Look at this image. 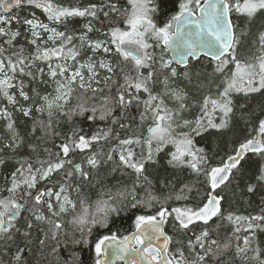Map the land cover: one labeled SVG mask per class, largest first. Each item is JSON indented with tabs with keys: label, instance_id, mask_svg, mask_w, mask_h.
<instances>
[{
	"label": "snow or ice",
	"instance_id": "1",
	"mask_svg": "<svg viewBox=\"0 0 264 264\" xmlns=\"http://www.w3.org/2000/svg\"><path fill=\"white\" fill-rule=\"evenodd\" d=\"M163 3L0 0V170L11 166L0 185V264H83L93 243L94 264H264V196L259 213L243 215L223 193L249 155L264 161V101L259 114L245 111L264 96V0H173L161 21ZM201 56L211 72L193 66ZM77 118L105 126L89 134ZM236 120L247 134L213 166L197 138ZM162 152L197 180L160 203L146 173ZM254 180L249 194L264 188V163ZM173 199L192 203L169 207ZM129 208L152 214L136 215L131 235L92 240Z\"/></svg>",
	"mask_w": 264,
	"mask_h": 264
},
{
	"label": "trees",
	"instance_id": "2",
	"mask_svg": "<svg viewBox=\"0 0 264 264\" xmlns=\"http://www.w3.org/2000/svg\"><path fill=\"white\" fill-rule=\"evenodd\" d=\"M71 2L76 3V0H71ZM82 2L87 3L88 0H82ZM122 2H124V0H122ZM157 3L160 4L161 0H157ZM25 12H23L22 15H26L27 12L26 13ZM172 14H173V0H164L163 7L158 10L156 15L159 16L161 21H163ZM238 23L243 25L244 20L241 19L238 21ZM258 23L259 20H257V24ZM157 52H159V49H157ZM192 64L196 69H201V70L207 69L208 72H211L212 65L210 61L206 59H199L198 61H192ZM180 70L182 71V69ZM188 91L193 98H198V93L194 84L188 86ZM262 101H264V96L254 95L252 99L249 101L245 111H247L248 109H255L257 114H259L258 106L261 104ZM240 102H242V98L237 97V103ZM197 112L198 110L193 108L190 111L185 112L184 116L188 119H193L197 115ZM132 115L137 116V111L135 108L132 109ZM16 119L21 130H23L25 128V125L22 123V121L25 118L17 114ZM77 120L79 121L80 125L84 128V130L89 134H91L93 131L97 130L98 128H102L105 126L104 123L100 121H97L95 124H93L92 122L86 119L77 118ZM137 122H138V116H137ZM133 127L135 129V125ZM58 130L67 134L70 132V125L67 122H64L62 123V125ZM135 130L139 131V129H135ZM247 130H248V126H246L242 121L236 120L233 128L229 131H226L223 135L217 134L215 132L211 134H206V138L204 140L197 138V143L199 146L205 147L210 156H212L213 153H215L213 159L211 160V164L215 166L220 163L221 158L226 159V154L230 151L233 142L242 139L247 134ZM0 134H3L2 121H0ZM101 143L103 144V142ZM48 146L52 147L51 144H49ZM80 159L81 157L77 156V162H79ZM166 160H167V156L165 155V153L163 152L160 153L159 156L157 157L158 162L156 164L148 165L147 166L148 171L146 173L153 182L152 185L150 186L151 190L153 191L154 195L160 197V203L164 202V197L166 195L170 193L179 192L180 188L183 187L184 184L196 183L197 180V178L193 174H191L187 169L179 170L169 167L166 163ZM261 163H264V161H261L258 157L249 155V157L242 162L244 177L240 178V174L237 173L236 177L232 180V183L228 187L223 188V193L226 197L225 206L227 207L230 203L231 210L233 212L243 215L259 213L261 206V197L264 196V188H257L254 194H249L246 191L245 183L246 181L255 182L254 177L257 174ZM111 167L112 165L109 164L107 166V169H110ZM10 168L11 166H9V168L0 170V185H3L4 183L3 177L10 170ZM104 171L105 169H101L102 174ZM119 179H121L119 171L115 174V176L109 177V181L111 182V184H116L117 180ZM124 179L130 183L128 177H124ZM199 179L203 181L204 177L201 176ZM237 183L239 184V187H237ZM165 184H167V187H163V185ZM43 186H44L43 184L40 185V187ZM146 187L149 186L146 185ZM197 187L203 190L202 184H198ZM85 190L89 191L92 200L97 199L95 189H91L90 187L86 186ZM113 191H115L114 188ZM233 192H235V195H233ZM138 194L140 197L145 196V192L143 190H138ZM70 195L73 199H76L75 193H70ZM184 203L190 204L192 203V201H176L175 199H173L168 202V206L171 207L173 205H182ZM155 207L158 208L159 204H157ZM154 211L155 208L152 210V212ZM140 214H152V213L146 212V210L141 208H137V209L129 208L127 211L121 212L119 216H113L111 218L110 227L108 229L95 230L92 240L95 241L96 239L102 237L103 235H109L111 233L117 234L118 239H121L124 235H129L135 229L134 228L135 216ZM20 223L22 224L23 221L21 220ZM214 226H215V222H214ZM165 229L170 234L172 233L170 224L166 225ZM230 231H231L230 226H225L221 228L220 230L221 236H226V234ZM259 240L261 242H264V233H261L259 235ZM92 249H94V243L92 245ZM92 249L85 248L81 252V258L83 260V264H94L95 253L94 250Z\"/></svg>",
	"mask_w": 264,
	"mask_h": 264
},
{
	"label": "water",
	"instance_id": "3",
	"mask_svg": "<svg viewBox=\"0 0 264 264\" xmlns=\"http://www.w3.org/2000/svg\"><path fill=\"white\" fill-rule=\"evenodd\" d=\"M201 57H204V58H206V59H208L209 60V58L208 57H206V56H201ZM135 231V229L129 234V235H131L133 232Z\"/></svg>",
	"mask_w": 264,
	"mask_h": 264
},
{
	"label": "rangeland",
	"instance_id": "4",
	"mask_svg": "<svg viewBox=\"0 0 264 264\" xmlns=\"http://www.w3.org/2000/svg\"><path fill=\"white\" fill-rule=\"evenodd\" d=\"M26 13V12H25ZM95 35V34H94ZM50 90V89H49Z\"/></svg>",
	"mask_w": 264,
	"mask_h": 264
}]
</instances>
